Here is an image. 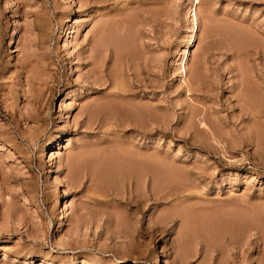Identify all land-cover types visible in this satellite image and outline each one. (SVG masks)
Segmentation results:
<instances>
[{"label": "rangeland", "instance_id": "374dc122", "mask_svg": "<svg viewBox=\"0 0 264 264\" xmlns=\"http://www.w3.org/2000/svg\"><path fill=\"white\" fill-rule=\"evenodd\" d=\"M0 264H264V0H0Z\"/></svg>", "mask_w": 264, "mask_h": 264}, {"label": "bare ground", "instance_id": "6f19581e", "mask_svg": "<svg viewBox=\"0 0 264 264\" xmlns=\"http://www.w3.org/2000/svg\"><path fill=\"white\" fill-rule=\"evenodd\" d=\"M191 12L193 13V15H195L196 13H195V9H194V7H192L191 8ZM123 22V21H122ZM126 22V21H125ZM194 25L192 26L193 27V29H192V27H191V29H192V31H194L195 30V27H196V22H195V20H194V23H193ZM125 25V24H124ZM106 28H108V27H106ZM104 29V30H101L102 32H101V36H100V38L98 39V42H97V44L98 45H107V44H111V45H114L115 47H117V49H118V51L120 52V55H122L123 53H126L125 51H126V49H128V48H126V47H128L127 45V41H126V38H121V36H115V34L112 32V30H110L109 28L108 29ZM124 28V27H123ZM123 30V29H122ZM121 30V31H122ZM119 37V38H118ZM133 39V38H132ZM122 93H120V96H119V94L118 93H113L112 94V97H109V96H106L103 100H102V102L101 103H99V104H96L95 106H93V107H91L90 109H89V113H88V118H90V116H89V114L92 116V115H95V114H99V113H102L104 110H105V108L106 107H110L111 108V110H113L114 112H115V110L116 109H118V107L120 108V106L117 104V102L115 101V99H116V97H121L122 95H121ZM117 107V108H116ZM121 109H122V107H121ZM123 109H125V107L123 108ZM123 109H122V111H123ZM127 109V108H126ZM128 110V116L127 117H130L131 115H132V111H134V110H129V109H127ZM124 111H126V110H124ZM123 111V112H124ZM130 111H131V115H130ZM135 111H136V113L135 114H137V111H141V108H140V110H138V108H137V110L135 109ZM118 112V111H117ZM121 112V111H120ZM123 112H121L122 114H123ZM125 113V112H124ZM126 113H127V111H126ZM134 113V112H133ZM87 114V113H86ZM121 114V116L123 117V115ZM139 115H140V113H138ZM124 115V119L123 120H125V122L126 123H128V124H126L125 123V125L126 126H133L132 125V123L130 124L129 123V121H128V118L127 119H125V116ZM139 115L138 116H135V115H133V116H131V117H136V118H138L139 117ZM97 116V115H96ZM116 117V116H115ZM114 117V119H116ZM101 118V117H100ZM119 117L117 116V119H118ZM131 119V121L130 122H133L132 120H134V119ZM121 119V118H120ZM98 120V119H97ZM103 120V119H102ZM127 120V121H126ZM130 120V119H129ZM138 120V119H137ZM136 119H135V122L136 123H134V125L135 124H137V122H139V121H137ZM88 122H89V119H88ZM103 121H99V124L100 125H102L101 123H102ZM94 123V122H93ZM136 126V125H135ZM100 127V126H99ZM126 149V148H125ZM127 150V149H126ZM126 150H121V151H123V152H121L120 150H119V154H113L114 155V157H116V158H114V160L113 159H110V158H108V160L107 159H105V158H107L106 156H105V154H103L102 153V156H104L105 158L103 159V157H102V160H100L101 158H100V156H99V158H97V161H98V159H99V163L98 162H94L95 164H97L98 163V166L97 165H95L97 168L96 169H93V168H95V166H93V168H91V171L93 170H97L96 171V174L95 173H93V174H95L94 175V177L95 176H100L101 177V174H103V177H105L104 176V173H107V172H109V171H112V172H115V174L114 175H118V176H120V177H123V178H125V180L126 179H128L127 180V182H130V181H132L133 179H138V178H140L143 174H145L146 176L147 175H150L151 177H150V179L152 178V181H154V182H158L157 180H159L158 178L159 177H161V176H159V174H160V172H161V174H162V170L160 171V166H159V162H158V160L155 158V157H151L152 159H148V160H144L143 158H138V156H133L131 153H130V151H126ZM114 152H117V150L116 151H114ZM107 153H108V151H107ZM130 153V154H129ZM107 155V154H106ZM116 155V156H115ZM108 156V155H107ZM110 157V156H109ZM113 157V156H112ZM112 160V161H110V160ZM114 161V163H112ZM87 162V161H86ZM100 162H101V165H100ZM109 162H110V164H109ZM113 164V165H112ZM87 165V164H86ZM92 165H93V163L91 164V167H92ZM98 168H100V170L98 171ZM102 171H104V173H102ZM98 172L99 173H101V174H98ZM108 175H112V173L111 172H109V173H107ZM113 175V176H114ZM117 176V177H118ZM99 177V178H100ZM143 177V176H142ZM98 178V177H97ZM122 178V179H123ZM100 180V179H99ZM109 182V181H108ZM156 184V183H155ZM129 194V193H128ZM129 199V198H128ZM134 199V198H133ZM135 200V199H134ZM217 211V210H216ZM220 211V210H219ZM224 216H226V215H224ZM232 217H230V219H231ZM137 219H138V217H137ZM206 219H208V218H206ZM216 218H214V217H210V219H208V220H205V222H207V223H211L210 225L213 227V225H214V227L216 228L217 226H215V225H217L219 222H221V220H220V218L219 219H216ZM221 219H223V218H221ZM215 220V221H214ZM222 224H220V225H225L224 223H226L225 221L223 222H221ZM236 223V222H235ZM234 224V223H233ZM220 225H218V228L219 227H221ZM226 226H228V225H226Z\"/></svg>", "mask_w": 264, "mask_h": 264}]
</instances>
